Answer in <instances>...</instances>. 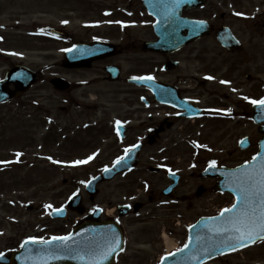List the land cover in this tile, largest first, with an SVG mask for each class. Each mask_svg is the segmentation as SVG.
<instances>
[{
	"label": "rangeland",
	"instance_id": "obj_1",
	"mask_svg": "<svg viewBox=\"0 0 264 264\" xmlns=\"http://www.w3.org/2000/svg\"><path fill=\"white\" fill-rule=\"evenodd\" d=\"M71 9L64 0H0V45L6 42L0 46V77L6 71V65L1 61L12 56V51L23 56L24 64L41 71L39 83L23 100L0 107V155L6 152L8 158H14L16 153L28 154V162L0 172V252L5 251V247H18L26 240L43 241L68 234L76 224L55 222L50 212L64 207L75 194L84 195L85 184L125 153L126 142H119L107 124L99 127L100 120L113 123L126 109L121 101L119 105L114 102L113 95L120 86L96 85L89 90L65 94L57 92L50 84L56 76L68 77L62 67L65 50L87 36L81 27L80 14L73 16L68 26L63 25ZM53 27L63 29L70 38L48 37L46 29ZM140 37L145 38V35ZM72 78L75 81L82 79L81 76ZM87 92L94 99L99 96L94 100L100 106L99 110L72 102L73 98L78 104L87 105L82 100ZM135 94L138 99L139 93ZM133 120L131 125L134 127L143 122L137 117ZM226 126L230 131L228 138L219 139L216 129H209L204 138L198 140L199 162L194 163L195 167L183 162L184 158H192L185 152L181 159L170 150L155 159L160 162L163 157L183 166L184 177L176 193L177 201L162 197L160 190L167 181L159 174L150 176L148 165L151 163L145 152L137 171L100 186L95 203L105 207L109 215H113L119 204L131 203L130 195L135 201L146 204L139 216L122 221L126 247L118 264H159L168 250L164 234L181 248L187 241L189 226L234 204L231 195L218 194L215 190L217 182L213 179L205 181L201 173L209 161L230 168L249 161L255 149L241 152L238 143L245 135L257 143L261 134L249 119L243 117ZM136 136L131 134V145L140 141ZM89 157L94 158L89 160ZM82 160L91 163L80 168L82 164L78 165L76 161ZM144 180L152 183L147 191L142 188ZM200 185L208 192L197 197L196 189ZM84 205L91 206L88 198ZM28 206L33 209L28 210ZM255 263L264 264V241L218 257L209 264Z\"/></svg>",
	"mask_w": 264,
	"mask_h": 264
},
{
	"label": "flooded vegetation",
	"instance_id": "obj_2",
	"mask_svg": "<svg viewBox=\"0 0 264 264\" xmlns=\"http://www.w3.org/2000/svg\"><path fill=\"white\" fill-rule=\"evenodd\" d=\"M64 2L72 7L68 12L69 20L79 14L83 20L81 27L87 36L80 38V42H103L114 46L110 53L117 51L100 60L81 64L79 68L67 69L71 77L97 75L80 80L82 84L77 86L72 82L70 92L78 88L89 89L96 83L112 84L107 80L106 69L118 67L122 78L117 82L120 87L113 95L114 102L119 105L121 101L126 109L112 124L100 120L99 127L107 124L106 127L111 128L110 133L116 135L118 125H125L124 133L130 142L127 143L130 150L132 133L137 134V139H144L143 152L151 163L149 170L153 169L151 165L155 159L169 150L175 154L182 152L184 147L193 151L203 131L216 129L220 139L228 138L230 131L225 123L232 117L231 106L242 108L241 112L246 116L248 99L244 98H248V92L254 100L260 99L259 94L264 88V0H208L202 9L183 11L182 16L187 19L206 22L208 35L180 49L170 45L159 51L149 50L146 46L159 38L154 29L157 20L148 14L143 0ZM92 10V15H87ZM227 30L232 32L233 37ZM141 34L145 38H141ZM181 38L178 35L168 37L171 43ZM1 62L6 65V73L8 69L24 65L17 57L5 58ZM140 77L152 79H145L144 87L131 85V80H141L134 79ZM136 92L142 94L141 99L135 98ZM160 95L163 102L157 99ZM89 97L87 92L82 100L89 102ZM72 102L77 106L99 108L80 105L73 98ZM136 117L143 122L137 127L131 126ZM156 166L162 169L160 173L167 179L166 188L170 185L167 178L169 171L179 174L183 169L177 162L163 157ZM146 184L152 183L147 180ZM131 199L134 200L133 197ZM150 199L153 200L151 196ZM137 204L135 202L129 210L131 220ZM91 210L93 208L86 211L83 221L92 219ZM120 214L116 209L110 219L120 222L123 219ZM4 249L7 253L1 254L10 257L19 247ZM0 264L3 263L0 261Z\"/></svg>",
	"mask_w": 264,
	"mask_h": 264
},
{
	"label": "water",
	"instance_id": "obj_3",
	"mask_svg": "<svg viewBox=\"0 0 264 264\" xmlns=\"http://www.w3.org/2000/svg\"><path fill=\"white\" fill-rule=\"evenodd\" d=\"M15 73L12 71L9 73L7 81L0 83V103L18 97L36 82V76L30 71H21L18 73L20 76ZM11 82L16 86V91L14 92L9 91ZM54 83L60 82L55 81ZM59 88L64 89L61 85ZM261 156H264V147L258 157ZM257 163L258 161L256 160L251 165L244 167L243 170L228 172L220 170L219 173L218 171H212V175L218 174L225 177V181L218 185L217 190L221 192L230 191L237 196L236 192L233 191V188L236 186L237 176L243 171L251 170L253 165ZM137 164L138 153L132 152L131 155H128L119 164H116L113 169L106 171L102 177L92 182V185L89 187L90 190H93L96 184L104 180H111L117 174L133 169ZM90 193L92 195L95 194L94 191ZM238 207L240 206L238 205ZM57 216L64 217L56 213L54 217L57 218ZM221 219L218 217L215 220H202L197 226L192 228L189 246L182 252L167 257L162 264H202L207 259L214 258L219 254L245 247V245L238 244L237 241L230 239L228 234L216 235L214 229L220 227ZM109 235H115L118 238L119 248L110 253L106 259L97 257L95 253L102 250V246L106 242L105 238ZM198 237L200 238L199 241L197 240ZM71 238L67 242L52 241L47 244L28 243L22 252L13 256L9 264H96L97 260H99V264H112L115 256L122 249L123 244L120 228L114 224H85L79 227ZM233 245L237 246L233 247Z\"/></svg>",
	"mask_w": 264,
	"mask_h": 264
},
{
	"label": "snow or ice",
	"instance_id": "obj_4",
	"mask_svg": "<svg viewBox=\"0 0 264 264\" xmlns=\"http://www.w3.org/2000/svg\"><path fill=\"white\" fill-rule=\"evenodd\" d=\"M179 3V0H176ZM237 15H240L239 13ZM67 51H73L68 49ZM14 55V53H12ZM134 79H147L151 80L152 77H140ZM208 79H211L209 77ZM222 83H224L222 81ZM244 99H248L245 97ZM258 107L264 108V99L261 100H249ZM119 124V122H117ZM243 143V142H241ZM136 147H139L137 145ZM126 151H131L126 150ZM21 153H16L19 157ZM94 157H89V160ZM123 159V158H122ZM258 163L253 165V168L248 171H243L237 176L236 186L233 191L237 194L236 203L230 208H224L220 212V227L214 229L216 235L228 234L230 239L237 241L238 244L247 246L249 243L254 244L257 240L264 241V156L255 158ZM10 163V162H8ZM56 163V161H53ZM88 160L76 161V164H87ZM117 164L120 160H117ZM216 162L213 161L210 167H215ZM105 171H109L105 169ZM236 175V174H233ZM238 205L240 207H238ZM48 208H52L51 205H46ZM53 212L57 214H63L64 209H53ZM214 220L216 218H213ZM53 241L67 242L72 238L70 236H55ZM199 237L197 240L199 241ZM105 245L102 246V250L95 253L97 257L106 259L110 253L116 251L119 248V240L115 235H109L105 238ZM37 243V241H25V244ZM43 243L47 244L48 241ZM191 243V240L189 241ZM237 245H233L236 247ZM23 247V245H22ZM3 254H0V260H3ZM167 259V258H165ZM99 264V260L96 261Z\"/></svg>",
	"mask_w": 264,
	"mask_h": 264
},
{
	"label": "bare ground",
	"instance_id": "obj_5",
	"mask_svg": "<svg viewBox=\"0 0 264 264\" xmlns=\"http://www.w3.org/2000/svg\"><path fill=\"white\" fill-rule=\"evenodd\" d=\"M164 239L167 243L169 250L173 249L174 248L173 241L166 234L164 235Z\"/></svg>",
	"mask_w": 264,
	"mask_h": 264
}]
</instances>
